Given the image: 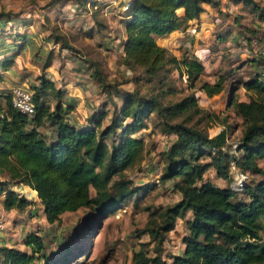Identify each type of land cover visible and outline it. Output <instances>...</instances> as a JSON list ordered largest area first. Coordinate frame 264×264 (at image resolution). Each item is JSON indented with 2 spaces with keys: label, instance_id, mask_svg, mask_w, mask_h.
Instances as JSON below:
<instances>
[{
  "label": "trees",
  "instance_id": "16d2710c",
  "mask_svg": "<svg viewBox=\"0 0 264 264\" xmlns=\"http://www.w3.org/2000/svg\"><path fill=\"white\" fill-rule=\"evenodd\" d=\"M72 2L79 11L87 8L94 13L106 6L100 0ZM241 2L250 3L249 0ZM207 7L216 12V17L220 11L219 0L128 2L126 16L120 20L124 36L120 66L130 72L138 71L147 85L152 82L156 85H150L149 98L136 91L115 93L121 105L113 107L105 126L102 124L108 114L103 105L92 111L82 125L71 124L67 120L71 108L61 102L65 93L42 76L37 79V86L28 89L34 105L30 116L11 107L10 91L0 92V176L3 179L0 206L3 211L20 212L31 205L8 187L10 182L13 186L28 188L31 198L36 195L47 225L59 224L64 215L85 209L91 212L89 219L98 225V230L99 222L119 210L121 203L134 192L126 190L130 183L122 181V174L137 165L144 151V143L137 134L155 114L163 133L174 137V142L161 154L163 170L159 181H170L179 199L158 212V224L149 221L138 231V237L146 235L149 241L140 244L139 250L132 254V264H167L162 260V245L179 220L186 230L181 238L183 250L180 255L168 257L169 264H264V169L259 165L264 164V74L261 72L259 77L257 74L242 83L246 91L254 93V99L238 102L233 98L228 103L242 126L235 155L222 151L226 146L225 129L208 137L199 127L200 120L191 123L193 117L200 115L193 95L162 103L164 98L176 95L174 89H164L169 67L190 89L204 71L202 63L208 58L206 48L204 44L200 47V40L194 36ZM191 23L196 26L191 27ZM28 26L30 21L23 12L0 13V81L1 73H7L16 56L26 48L28 35L24 30ZM105 30L104 25L97 23L85 36L92 39ZM178 32L191 33L193 51H184L176 59L157 44V39ZM54 36L53 41L60 44V49L81 56L65 36L58 33ZM83 58L91 66L89 77L100 86L102 78L94 70L93 61ZM50 61L51 53L42 65L43 72ZM226 77H218L212 84L202 83L198 91L207 98L217 96L224 90ZM49 96L58 100L53 107L47 101ZM40 129L49 130L51 138L45 139ZM203 157L209 159L208 163H199ZM230 164L241 173L259 176V181L238 193L204 180L205 172L211 169L217 179L226 181ZM152 216L153 213L148 218ZM95 228L90 232L91 239ZM22 246L24 249L20 251L0 244V264H32L35 260L51 264L43 255L44 243L38 233L27 234ZM70 253L67 248L62 250L57 255V264L77 263L81 256L85 257L83 251L73 257Z\"/></svg>",
  "mask_w": 264,
  "mask_h": 264
},
{
  "label": "rangeland",
  "instance_id": "374dc122",
  "mask_svg": "<svg viewBox=\"0 0 264 264\" xmlns=\"http://www.w3.org/2000/svg\"><path fill=\"white\" fill-rule=\"evenodd\" d=\"M65 1L0 0V13L23 12L30 21V26L24 30L28 35L25 52L13 67V73L18 76V79L13 78L15 82H12L7 77L6 82L9 83L10 88L23 84L22 87L31 89L38 85L37 79L41 76L46 80L55 81L53 75L45 74L42 69L51 46V44L46 45L45 41L54 45L55 33L62 34L75 52L93 61L94 70L102 78V84L100 83L99 86L94 83V86L87 88L85 82L88 81V74L90 76L91 66L86 62V64L76 65L73 61H63L65 58L61 56L58 43L57 48L51 46V50H58L59 61H50L49 66L52 67L55 62L54 71L59 73L57 80L60 79V81H55V85L61 86L66 83L74 85L76 82H82L83 79V92L94 95L93 98L84 96L86 101H90V105L86 103L88 105L86 107L96 111L100 106H105L108 114V119L102 124L105 126L114 110L113 107L121 105L119 95L115 93L136 91L140 96L149 98L150 85H156V83L147 85L138 71L130 72L120 66L123 37L120 20L126 16L125 7L128 2L122 5L125 0H100L106 6L103 7V11L94 13L87 8L84 11L72 12L68 6L66 7ZM249 1L250 3L226 0L225 8L219 11L215 20L213 35H210L216 39L207 41L209 46L206 51L210 50L211 55L203 61L204 71L193 89H190L187 82L180 79L171 67L168 68L167 81H164L166 85L164 89L172 88L176 91V95L164 98L162 103L193 95L200 115L193 117L191 123L193 120H200L199 127L208 137L225 129L226 146L222 148V151L227 152L228 155H235L240 145L242 130L241 120L233 115L228 103L233 98L238 102L254 99V93L246 91L242 83L255 78L257 74L259 77L264 71V0ZM97 23L105 26V32L87 39L85 36L87 31L94 29ZM175 39L171 42L173 46H167L168 55L178 59L184 51L189 53L193 51L190 35L185 34ZM165 41L160 40L159 43H165ZM36 56L41 58V61H35ZM228 73L231 74L229 78L226 77ZM218 77L227 79L222 93L207 98L198 91L202 83L212 84ZM92 81L94 82L93 79ZM230 90H232L231 94ZM0 92H9V90L2 88ZM95 95L98 96L97 99ZM66 99L63 98L61 102L64 104ZM47 101L50 107H53L58 100L49 96ZM67 120L75 123L70 114L67 115ZM40 131L45 139L51 138L49 130L40 129ZM137 136H140L144 143V151L137 165L122 174V181L130 183L126 190L134 192L126 197L119 210L99 222L98 230V225L91 223L89 219L91 212L85 209L75 214L64 215L59 224L47 225L42 218L36 195L35 198H31V191L26 187L13 186L7 181L8 187L29 201L31 205L20 212L12 210L11 215H8L11 211L5 212L0 208V244L10 240L12 245L17 247L16 249L20 246L22 249L25 236L29 233H38L44 243L43 255L51 264H57V255H60L65 248L71 251V257L82 251L85 255V257L81 256L77 263L72 262V264H132V254L139 250L140 244H146L149 241L146 235L138 237V231L143 229L149 221L158 224L160 222L158 212L179 199L178 194L172 191L170 181L167 183L159 181L163 170L161 154L174 142V137L163 133L162 124L155 114L148 119L145 129ZM208 161L207 157H203L199 163L205 164ZM259 165L264 169V164ZM203 178L218 188H230L238 193L260 179L259 176L241 173L232 164H230L229 177L226 181L217 179L211 169L205 172ZM0 180L3 181L1 176ZM146 186L149 187L144 189ZM90 195L93 196L92 190ZM151 213L153 216L148 218ZM94 227H96L95 233L91 239L89 236ZM184 235H186L184 223L179 220L174 230L166 235L162 245V260L167 264L170 263L168 257L181 254L183 250L181 238ZM151 247L152 244L148 248L150 256L152 255ZM45 261L35 260L32 264H45Z\"/></svg>",
  "mask_w": 264,
  "mask_h": 264
},
{
  "label": "crops",
  "instance_id": "0c3cea01",
  "mask_svg": "<svg viewBox=\"0 0 264 264\" xmlns=\"http://www.w3.org/2000/svg\"><path fill=\"white\" fill-rule=\"evenodd\" d=\"M129 1L130 0H125V2L122 5H125V3L129 2ZM225 3H226V0H221L220 10L225 8ZM65 5H66V7L68 6L69 10L70 11L72 10V12L78 11V8L73 5L71 0H66L65 1ZM239 6H241V5H239ZM205 9H206L205 13L201 16V18L198 21L199 24H200L199 31H198L197 35L194 36V38L195 39L198 38L200 40L201 44H202L200 47H203V44H204V48H206V50H207V47L209 46L207 44V41H209L212 38H213L212 41H214L216 39V37H212L210 35H213L212 30L215 27V24H216L215 20H216L217 16L215 17L216 12H214V10L210 9L209 7L205 8ZM192 26H196V25H194V23H191V27ZM185 34L190 35L191 39H192L191 33H185ZM185 34L178 32V33H174L173 35H170V36H168L166 38L157 39V44L159 46H161L162 48L167 49V46H169V45L173 46V43H171V42H173V40L175 41L176 37L180 38V36L185 35ZM122 35H123V33H122ZM123 37H122V42H123ZM160 40H166V41H165V43H161L160 44L159 43ZM190 43H191V40H190ZM45 44L46 45H50L51 44V46H56V48H57V44H55V43H54V45H52V43H49V42L45 41ZM51 46H50V50L48 51L49 53H51V61H59L58 57H57L59 55L58 50L57 49H55L54 51H53V49L51 50ZM206 50L204 52L207 53V57H210L211 51L210 50L206 51ZM60 51L62 53L61 56L65 58L63 61H73L74 64H76V65L78 63L79 64H86L83 57L78 56L76 54H72L71 52H68V51H66L64 49H60ZM24 52H25V49H24V51L22 53H24ZM22 53L16 56V58L14 59L13 66L11 67L10 70L7 71V73H4V72L1 73L3 76H2V80L0 81V90L2 88H6V91L11 89L9 83L6 82V80H7L6 78L7 77H9L12 80V82H15V80L18 79V76L15 75V73H13L14 72L13 71V67L16 65V63H17L16 61H19V58L22 55ZM40 59L41 58L36 56V60L35 61H41ZM54 65H56L55 62L53 63L52 67H48L44 71V73L48 74V75L50 74L51 76L53 75V78L55 79V81L59 82L60 79L57 80L59 78V73L54 71ZM13 78H15V80ZM48 81H51L54 84V87L56 89H59V90H61V91H63L65 93L64 94V98H67V99H66V101H64V104L70 106V108H71L70 115H71V117L74 118V121H75V123L74 122H70V123L75 125V126L82 125L84 123V121L88 118V116L91 114V112L93 111L90 108L86 107V106H88L86 103L89 104L90 101L89 102L86 101V99H84V96H88L89 98L90 97L93 98V96H94V95H91V94H89V93H87L85 91L83 92V87H84L83 79H82V82H80V83L74 81V82H76L74 85H70V84L66 83L65 85H61V86L60 85H55V81L54 80H48ZM85 83H87V88H91L92 86H94V82L89 77V74H88V81L85 82ZM21 85L23 86V84H21ZM88 85H89V87H88ZM91 92H92V90H91ZM95 98L97 99L98 96H96ZM86 112H88V113H86ZM77 122L79 124H76ZM12 212L13 211H11L10 214H8V215H11ZM2 240H4V239H2ZM4 245L6 247L17 248L16 246L12 245V241H10V240H6ZM20 248H21V246H20ZM20 248H18V250H20V251L23 250V248L22 249H20ZM26 251H28V250H26Z\"/></svg>",
  "mask_w": 264,
  "mask_h": 264
},
{
  "label": "built area",
  "instance_id": "2783aa9c",
  "mask_svg": "<svg viewBox=\"0 0 264 264\" xmlns=\"http://www.w3.org/2000/svg\"><path fill=\"white\" fill-rule=\"evenodd\" d=\"M264 74V71H262ZM10 105L13 109L25 115H32L34 105L32 102L31 92L22 87V85L11 88L10 90Z\"/></svg>",
  "mask_w": 264,
  "mask_h": 264
},
{
  "label": "bare ground",
  "instance_id": "6f19581e",
  "mask_svg": "<svg viewBox=\"0 0 264 264\" xmlns=\"http://www.w3.org/2000/svg\"><path fill=\"white\" fill-rule=\"evenodd\" d=\"M125 9H126V10L128 9V5L125 7Z\"/></svg>",
  "mask_w": 264,
  "mask_h": 264
}]
</instances>
